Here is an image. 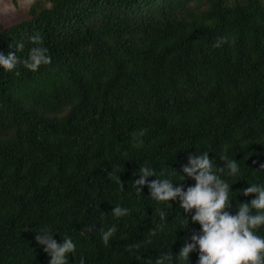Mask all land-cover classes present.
Instances as JSON below:
<instances>
[{"label": "trees", "instance_id": "1", "mask_svg": "<svg viewBox=\"0 0 264 264\" xmlns=\"http://www.w3.org/2000/svg\"><path fill=\"white\" fill-rule=\"evenodd\" d=\"M36 33L50 63L0 68V264H48L42 226L73 238L70 264L178 255L200 225L178 199L135 191L141 164L182 173L190 152L209 151L238 160L233 198L250 202L241 188L264 183L262 0H38L0 29V51L23 42L27 57ZM116 204L129 214L115 217ZM113 224L106 244L100 228Z\"/></svg>", "mask_w": 264, "mask_h": 264}, {"label": "clouds", "instance_id": "2", "mask_svg": "<svg viewBox=\"0 0 264 264\" xmlns=\"http://www.w3.org/2000/svg\"><path fill=\"white\" fill-rule=\"evenodd\" d=\"M42 39L39 33L30 36L34 44L27 57L18 55L25 44L12 42L15 51H0V68L13 71L19 64H23L35 71L41 65L50 63L52 57L49 49L40 43ZM225 39L220 37L215 46H221ZM223 159L225 164L221 166L214 157H210L209 151L198 153L195 150L189 153L188 162L181 166L183 174L170 167L172 171L163 176L147 163L140 165L138 178L132 180L135 191L142 193L143 186L147 185L151 198L157 202L170 203L178 199L180 207L191 213L190 220L200 225L198 230H190L191 242L187 237L183 239L178 255L165 252L154 257H142L147 264H191L190 254L193 252L198 253L196 264H264V235L260 233V229L264 228V183H249V186L241 188L239 194L246 197L255 194L250 202L238 200V195L233 198L230 193L235 191L225 177L238 175L240 164L235 158L223 156ZM260 167L264 168V163ZM108 174L115 175L114 172ZM177 174L178 181L175 179ZM150 176L156 178L149 180ZM188 177L195 183L186 188L183 183H178ZM116 178L121 181L120 174ZM234 200L239 201L238 205L236 202L235 211L232 210ZM111 212L115 217H124L130 209L116 204ZM160 215L166 217L164 211ZM182 223L188 226L189 217L184 216ZM160 227L163 228V224ZM116 231L115 224L106 230L100 228L104 243H109ZM55 233L47 226L39 227L35 240L44 246L43 250L50 257L48 264H70V257L75 255L77 245L70 235L58 241Z\"/></svg>", "mask_w": 264, "mask_h": 264}, {"label": "rangeland", "instance_id": "3", "mask_svg": "<svg viewBox=\"0 0 264 264\" xmlns=\"http://www.w3.org/2000/svg\"><path fill=\"white\" fill-rule=\"evenodd\" d=\"M38 0H0V29L28 18L29 7ZM263 4H264V0Z\"/></svg>", "mask_w": 264, "mask_h": 264}]
</instances>
